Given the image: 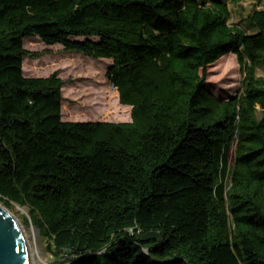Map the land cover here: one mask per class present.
<instances>
[{
    "label": "trees",
    "instance_id": "1",
    "mask_svg": "<svg viewBox=\"0 0 264 264\" xmlns=\"http://www.w3.org/2000/svg\"><path fill=\"white\" fill-rule=\"evenodd\" d=\"M228 18L223 0H0V199L55 264H264V10L252 34ZM30 36L110 59L130 121H62V79L23 74ZM228 54L242 89L219 99L206 69Z\"/></svg>",
    "mask_w": 264,
    "mask_h": 264
},
{
    "label": "rangeland",
    "instance_id": "2",
    "mask_svg": "<svg viewBox=\"0 0 264 264\" xmlns=\"http://www.w3.org/2000/svg\"><path fill=\"white\" fill-rule=\"evenodd\" d=\"M223 1L227 3L229 10V25L246 34L256 31L247 16L253 10H264V0H243L238 4ZM23 47L29 53L23 59L25 76L47 77L57 73L62 79V121H130L131 108L118 104L114 93L117 91L110 87L105 78V72L112 63L110 59H92L76 52H67L59 44H44L38 36L25 37ZM256 74L264 78V64L257 67ZM242 79L234 54L223 56L206 69V88L219 99H226L240 92ZM0 207L11 213L21 224L30 260L35 264L57 263L48 250L49 239L31 224L25 207L12 204L8 208L1 199Z\"/></svg>",
    "mask_w": 264,
    "mask_h": 264
},
{
    "label": "water",
    "instance_id": "3",
    "mask_svg": "<svg viewBox=\"0 0 264 264\" xmlns=\"http://www.w3.org/2000/svg\"><path fill=\"white\" fill-rule=\"evenodd\" d=\"M0 264H30L21 224L11 213L1 207Z\"/></svg>",
    "mask_w": 264,
    "mask_h": 264
},
{
    "label": "bare ground",
    "instance_id": "4",
    "mask_svg": "<svg viewBox=\"0 0 264 264\" xmlns=\"http://www.w3.org/2000/svg\"><path fill=\"white\" fill-rule=\"evenodd\" d=\"M23 233H24V232H23ZM25 239H26V238H25ZM26 243H27V242H26ZM27 249H29V248H28V244H27ZM28 258H29V263H30V264H35L34 261H33L32 259H31L32 261L30 260V253H29V250H28Z\"/></svg>",
    "mask_w": 264,
    "mask_h": 264
},
{
    "label": "built area",
    "instance_id": "5",
    "mask_svg": "<svg viewBox=\"0 0 264 264\" xmlns=\"http://www.w3.org/2000/svg\"><path fill=\"white\" fill-rule=\"evenodd\" d=\"M111 88H114L112 85H110ZM115 89V88H114Z\"/></svg>",
    "mask_w": 264,
    "mask_h": 264
},
{
    "label": "crops",
    "instance_id": "6",
    "mask_svg": "<svg viewBox=\"0 0 264 264\" xmlns=\"http://www.w3.org/2000/svg\"><path fill=\"white\" fill-rule=\"evenodd\" d=\"M124 122H126V121H124Z\"/></svg>",
    "mask_w": 264,
    "mask_h": 264
}]
</instances>
